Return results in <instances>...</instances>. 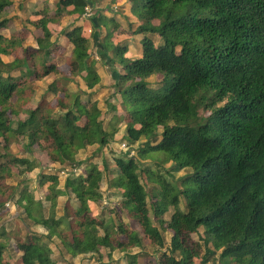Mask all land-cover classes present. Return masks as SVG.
Here are the masks:
<instances>
[{
    "label": "trees",
    "instance_id": "trees-1",
    "mask_svg": "<svg viewBox=\"0 0 264 264\" xmlns=\"http://www.w3.org/2000/svg\"><path fill=\"white\" fill-rule=\"evenodd\" d=\"M129 2L138 22L135 32L143 35L140 55L126 57L127 45L118 43L108 60L122 67L114 86L121 97L124 139L129 147L141 139L145 142L136 156L128 153L129 157L114 159L117 175L109 186L125 190V207L130 216L144 223L148 239L159 251L158 264H208L216 252L221 264H264V0ZM11 4V0H0V214L7 212L4 204L19 194L20 202L25 199L26 217L46 232L14 236L20 263L54 264L49 247L54 239L71 258L99 256L102 248L110 252L141 248L135 231L93 217L102 180L96 165L87 169L85 178L66 180L65 194L74 196L77 207L69 203L68 196L65 215L59 220L53 215L60 194L56 175L41 176L44 183H50L48 217L34 213V199L20 191L22 183H6L14 174L24 175L15 170L17 158L8 152L19 137L36 145L50 165L74 169L79 167L80 151L105 147L117 132L115 127L110 132L104 127L97 101L82 103V96H92L100 81L96 67L88 62L91 40L99 45V56L108 53L97 32L106 20L103 15L89 18L96 32L93 36L91 30L90 38L84 36L82 25L61 33L72 45L67 74L81 78L86 91H70L56 78L46 90L55 96L56 105L43 96L27 111L28 117L12 127V117L24 112L32 97L27 82L61 74L49 57L56 44L50 40L48 24L65 17L76 22L95 3L55 0L51 13L36 12L31 23L42 32L35 39L36 48L23 47L22 34L8 38L1 33L9 21L3 13ZM148 35H156L159 42ZM18 48H22V57L4 63L2 56L13 55ZM17 70L20 76L12 77L11 72ZM152 76L157 80L155 88L148 81ZM26 89L29 96L23 97ZM151 153H161L164 162L172 164V172L185 168L191 172L180 177L177 185L161 177L154 180L160 190L149 203L138 160ZM24 165L26 172L36 168L29 160ZM181 194L187 198L185 212L178 209ZM162 204L173 208L168 221L163 219ZM167 227L171 232L168 241ZM199 229L203 230L202 242L191 243L190 236ZM5 237L10 234L2 231L0 238ZM0 264H10L4 262L1 245Z\"/></svg>",
    "mask_w": 264,
    "mask_h": 264
},
{
    "label": "rangeland",
    "instance_id": "rangeland-1",
    "mask_svg": "<svg viewBox=\"0 0 264 264\" xmlns=\"http://www.w3.org/2000/svg\"><path fill=\"white\" fill-rule=\"evenodd\" d=\"M15 3L20 2L19 0H12ZM30 0H21L20 7L18 9L20 21H16L13 26L9 25V21L5 28L1 30L3 35H16L22 34L21 36L25 37L23 47H32L28 42L31 40V43L37 46L36 38L42 37V32L33 26L31 21L36 18L35 13L30 12L33 10L32 7L28 9V3ZM50 1V0H47ZM94 6L89 8V14L91 17L94 15L95 19L105 14H109V18L106 17L104 23H101L100 27L97 28V32L101 33V44L106 47L107 52H110L111 49L118 43L121 42L127 45V51L129 49L130 54L126 55L129 58H135L136 55L140 52L141 48V37L143 35L137 34L136 28L138 26L137 19L132 15L130 6H127V15L125 13V7H121L118 1L112 3L111 0H93ZM124 1V0H120ZM126 3H130L129 0H125ZM55 0H51L50 4L54 5ZM15 6V4H14ZM15 13V14H14ZM17 11L15 9L8 7L3 13V17L16 16ZM34 14V15H33ZM26 15H31V20L27 18ZM112 17V18H110ZM85 18V17H84ZM11 19V18H10ZM85 23L83 25L84 34L87 36H91L93 30L91 21L89 19L84 20ZM61 22V21H60ZM59 25H52L51 33L52 40L56 43L54 48L51 51V55H49L50 59L60 68L61 74L56 76L59 78L62 83L68 85L70 87V91H86L81 90L80 86L83 85V82L79 80V78H70L67 74L68 71V63L69 57L64 55V52L68 49L69 44L64 40L63 35L61 34L63 29H68L67 26L62 27V23ZM27 23V25H25ZM52 24V23H51ZM157 24V22H154ZM10 27V28H9ZM60 27H62L60 29ZM21 30L19 32H15L17 30ZM61 30L60 32H58ZM105 30V31H104ZM96 34L93 30V36ZM105 34V36H103ZM9 36V37H11ZM155 43L159 42V39L156 35H148ZM6 37V36H5ZM8 37V38H9ZM63 39V40H62ZM123 41V42H122ZM29 43V44H28ZM32 44V45H33ZM97 46L95 43L90 44V52L96 53V57L94 58L96 63L99 64V68L103 69L108 78L109 84H105L104 91L102 92L103 96L100 98V110L102 112V117L104 120V127H106L108 132L111 131L113 127L117 132L115 135L109 139V143L105 147L99 148L98 146H92L82 150L77 155L78 166L75 169H72L68 166L65 168H61L58 165H50L46 155L42 153L36 145H30L29 140L26 138L19 137L16 141L12 142L9 148V154L14 157L16 156V166L15 170L18 172H23L24 175L18 176L14 174L10 178L6 179V183L8 185L16 186L18 183H22L19 187L20 191L27 192L31 195V199H34L33 203V211L37 216L48 217L51 213L50 211V201L47 199L48 195V186L49 182H43L41 180L42 175H56L58 179V184L56 186L57 192H59V196L56 200V207L54 209L53 215L55 219H61L65 215V206L68 201V196L71 197L69 203L73 205L75 208L77 207V202L74 199L73 195L65 194V183L68 178L72 177H81L85 178L87 175V169L91 165H96L100 171H102V180L99 183V193L100 198L92 207V215L98 221H108L112 223H122V225L128 227L129 229L135 231L142 242L141 248L130 249L127 252H120L118 250L110 252L108 249L102 248L100 250L99 256H78L75 258H71L69 254H67L62 246L60 245L57 239H54L53 242H49V247L52 251L51 258L54 264H158V255L159 251L157 247H155L151 241L148 239L145 233V225L143 222L135 220L132 216L129 215L127 208L125 207V190L121 187H110V183L114 181L116 177V168L114 159L118 157L128 156H136V153L139 147L142 146V143L145 142L144 139H141L139 142L129 147V150L125 148H121L122 143L127 142L125 138V130L123 126H125V121L123 118H119L122 114L121 108V97L118 94L116 88H112L111 83L112 80L109 78L110 74L113 71H117L118 73L122 72V67L118 65L117 62H114L112 66L108 69L105 68V64L101 62L99 57V52L95 49ZM130 46V48H129ZM33 48V47H32ZM61 54H58V52ZM56 52V57L52 56ZM13 55H5L2 56V60L4 63H10L15 58L22 57V48H18L12 51ZM98 55V56H97ZM112 56V55H111ZM5 76V75H4ZM12 77L18 78L20 76V72L13 71L11 72ZM48 75L42 81H29L27 82L26 87L32 90V97L30 101L25 106L29 109V111L33 110L38 104L39 100L46 96V99L51 102L53 106L56 105V98L53 94H46L47 86L52 82L53 77ZM149 84L152 87H157V80L154 76L148 79ZM64 84V85H65ZM84 86V85H83ZM26 92L23 93V97L29 96V91L26 89ZM89 92V91H88ZM82 103L86 104L87 99H93L92 96H82ZM117 117V119L112 118V116ZM28 117V114L21 112L18 117H12L13 123L12 127L16 126V121L18 119L25 120ZM112 118V121L110 122ZM160 133V131H158ZM160 138L157 137L155 141L156 143ZM129 157V156H128ZM138 159V158H137ZM3 159L2 161H4ZM29 160L31 163L36 164V168L32 170V172H26V166L24 165L25 161ZM139 161V175L141 176V182L144 184L145 188L148 190V202L151 203L153 201V194L160 190V186L154 181L158 180L159 177L164 178L165 181L170 183L178 184V180L180 177L191 172L189 168H185L179 172L171 171V163H165L161 153H151L145 159L138 160ZM16 172V173H17ZM159 192V191H158ZM159 197V195H158ZM18 199V200H17ZM20 195H16L15 201H9L11 203V207L7 209V212L0 214V233L5 231L7 234H10V237L0 238V245L3 248V259L5 263L10 264H21L19 257L21 255V251L17 249L14 236L18 235L20 237H25V235L32 231L38 234H45V230L38 225H34L32 221H30L25 214V204L24 201L20 202ZM3 199L0 198V203H2ZM155 201V199H154ZM186 203L187 198L181 194L180 203L178 209L181 212L186 211ZM165 209V214L163 215V219L168 221L173 212L172 207H168L166 209L165 205H161L160 210ZM43 229V231H40ZM94 229L102 234V230L94 227ZM165 238L168 241L171 235L168 227L164 232ZM203 238V230L199 229L196 234H192L190 236L191 243H197L201 241ZM124 240V238L122 237ZM202 242V241H201ZM211 249V246H209ZM205 253V250H204ZM219 252H216V255L213 256L208 264H221L218 262Z\"/></svg>",
    "mask_w": 264,
    "mask_h": 264
},
{
    "label": "crops",
    "instance_id": "crops-1",
    "mask_svg": "<svg viewBox=\"0 0 264 264\" xmlns=\"http://www.w3.org/2000/svg\"><path fill=\"white\" fill-rule=\"evenodd\" d=\"M12 1V0H11ZM18 1V0H17ZM20 2H14V1H12V4H11V6H10V8H13V9H15V11H17V13H16V16H13L14 14H12V15H10V16H7V17H5L6 19H9V25L10 26H13L15 23H16V21H20L21 22V19H20V17H19V12H18V9H19V7H20V4H21V0H19ZM51 1V0H50ZM50 1H47V0H30L29 2H26V3H28V9L27 10H29L31 7L33 8V9H30V10H33V11H30V12H33V13H35V12H39V11H41V10H47L49 13H51V11H52V9L54 8V5H52V4H50ZM119 3V5H121V7H124V6H126L125 7V13L124 14H126L127 15V11H128V9H127V6H130V3H126V1L124 0V1H121L120 2V0L118 1ZM14 4H15V6H14ZM34 15V14H33ZM27 16V18H28V20L30 19H32L31 18V15H26ZM105 17H107V18H109V14L108 13H106L105 14ZM11 18V19H10ZM110 18H112V17H110ZM86 18H84V17H82V18H80L78 21H76V22H74L73 21V19L72 18H70V17H65V18H63L62 20H61V22H60V24L62 23L63 24V26H67L68 25V27L71 29V28H73L74 26H80V25H84V23H85V20ZM34 20V19H33ZM25 25H27V23H25ZM52 25H59V24H48V29L51 31V27L50 26H52ZM62 26V27H63ZM62 27H60V29L62 28ZM10 28V27H9ZM19 31H21L20 29L19 30H17V31H15V32H19ZM61 30H59L58 32H60ZM105 31V30H104ZM14 33V32H13ZM12 33V34H13ZM57 33V32H56ZM56 33H54V32H52L51 34H55L56 35ZM3 34V33H2ZM12 34H10V35H4V36H6V37H9V36H11ZM84 36L85 37H87V38H90L89 36H87V35H85L84 34ZM103 36H105V34L103 35ZM63 38H65L64 40H66V37H63ZM102 38V37H101ZM101 38H99L100 40H103V39H101ZM51 40V42L52 43H54V44H56L55 42H54V40H52V38L50 39ZM63 40V39H62ZM92 41V44H94L93 42V40H91ZM66 42L69 44V46L67 47L68 49L64 52V55L65 56H67V57H70V54H71V51H72V45L68 42V40H66ZM123 42V41H122ZM118 43H121V42H118ZM117 43V44H118ZM29 44V43H28ZM31 44V46L33 47V48H36V45L34 46V44L33 43H30ZM33 44V45H32ZM97 45V44H96ZM96 48L95 49H97V48H99V45H97V46H95ZM129 48H130V46H129ZM140 51H141V48H140ZM58 54H61V52L59 51L58 52ZM128 54H130V51H129V49H128V51H127V53H126V55H128ZM112 50L110 51V52H108L107 53V56L106 55H101V56H99L100 57V60H101V62L102 63H104L105 64V68H110L111 66H112V64H110V60H108V58L109 57H111L112 58ZM140 55V52L136 55V57H138ZM52 56H54V57H56V52L52 55ZM98 56V55H97ZM96 57V53L95 52H93L92 51V53L90 52V58H89V60H88V62L89 63H94V62H96L95 61V58ZM110 59V58H109ZM94 61V62H93ZM94 65V64H93ZM57 66V65H56ZM95 67H96V70H97V74H98V76L100 77V81H99V83L98 84H96V86L92 89V95H93V99L92 100H95V101H97L98 102V107L100 108V103H99V100H100V98H102V96H103V94H102V92L104 91V87H105V84H109V82H108V78H107V76H106V73L104 72V70L103 69H101V68H99V64L98 63H96L95 65H94ZM57 69L59 70V71H61L60 70V68L57 66ZM117 71H113L109 76V78L112 80V83H111V86L110 87H112V88H115V80H116V76H117ZM52 77H53V79H52V81H54L55 79H56V76H54V75H51ZM50 76V77H51ZM78 78V77H77ZM43 80V79H42ZM42 80H40V81H42ZM79 80H80V82L82 81L83 82V85H84V81L81 79V78H79ZM81 85L80 86V89L81 90H85L86 89V86L84 85ZM67 87H68V89L69 90H71L70 89V87L67 85ZM26 111V112H25ZM25 111L23 112V113H25V114H27V111H29V109L28 108H25ZM123 128H125V126H123Z\"/></svg>",
    "mask_w": 264,
    "mask_h": 264
},
{
    "label": "built area",
    "instance_id": "built-area-1",
    "mask_svg": "<svg viewBox=\"0 0 264 264\" xmlns=\"http://www.w3.org/2000/svg\"><path fill=\"white\" fill-rule=\"evenodd\" d=\"M83 17H85L86 19H89L91 17V14H89V7H87L85 9V13H84ZM121 148H125V149L129 150V145H126L125 143H122ZM10 207H11V203L10 202H6L4 204V208L6 210L9 209Z\"/></svg>",
    "mask_w": 264,
    "mask_h": 264
},
{
    "label": "clouds",
    "instance_id": "clouds-1",
    "mask_svg": "<svg viewBox=\"0 0 264 264\" xmlns=\"http://www.w3.org/2000/svg\"><path fill=\"white\" fill-rule=\"evenodd\" d=\"M63 26V25H62ZM29 43H31V40H29L28 41ZM35 46V45H34ZM226 102V100L225 101H221V104H223V103H225ZM220 105H218V107H219ZM40 231H43V229H40Z\"/></svg>",
    "mask_w": 264,
    "mask_h": 264
}]
</instances>
